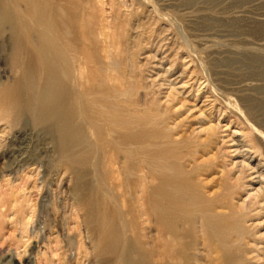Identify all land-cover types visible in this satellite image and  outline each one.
I'll return each instance as SVG.
<instances>
[{
    "label": "rangeland",
    "instance_id": "obj_1",
    "mask_svg": "<svg viewBox=\"0 0 264 264\" xmlns=\"http://www.w3.org/2000/svg\"><path fill=\"white\" fill-rule=\"evenodd\" d=\"M76 4L78 34L94 37L118 100L130 88V115L156 121L202 198L236 216L243 264H264V0ZM110 54L116 67L106 61ZM7 60L0 57L5 82L13 77ZM25 128L43 166L20 168L14 179L4 171L12 132L0 122V264H98L78 254L80 242L88 254L91 247L72 175L44 161L56 157L52 147ZM218 248L205 246L202 261L217 264Z\"/></svg>",
    "mask_w": 264,
    "mask_h": 264
},
{
    "label": "bare ground",
    "instance_id": "obj_2",
    "mask_svg": "<svg viewBox=\"0 0 264 264\" xmlns=\"http://www.w3.org/2000/svg\"><path fill=\"white\" fill-rule=\"evenodd\" d=\"M76 2L0 0V57L13 74L0 80V122L12 132L4 171L17 179L43 166L25 127L41 132L56 154L44 161L72 175L91 247L80 242L78 254L98 264H206L214 243L217 264H243L236 216L202 198L156 121L130 115V88L118 100L94 37L78 34ZM106 61L116 67V54Z\"/></svg>",
    "mask_w": 264,
    "mask_h": 264
}]
</instances>
